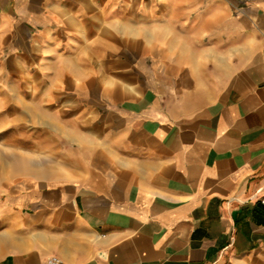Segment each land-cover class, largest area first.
<instances>
[{"label":"crops","instance_id":"obj_1","mask_svg":"<svg viewBox=\"0 0 264 264\" xmlns=\"http://www.w3.org/2000/svg\"><path fill=\"white\" fill-rule=\"evenodd\" d=\"M0 101L68 170L0 195V264H264V0H0Z\"/></svg>","mask_w":264,"mask_h":264},{"label":"rangeland","instance_id":"obj_2","mask_svg":"<svg viewBox=\"0 0 264 264\" xmlns=\"http://www.w3.org/2000/svg\"><path fill=\"white\" fill-rule=\"evenodd\" d=\"M30 108V104L17 101H0V195L10 186L21 184L26 177L43 178L48 175H59L68 172L64 162L67 146L64 144H31L33 133L23 130V124L29 120L15 116H5V109L15 112L17 109ZM3 113V114H2ZM41 125L42 122H33ZM22 124V125H21ZM45 171L46 175H39L36 171Z\"/></svg>","mask_w":264,"mask_h":264},{"label":"built area","instance_id":"obj_3","mask_svg":"<svg viewBox=\"0 0 264 264\" xmlns=\"http://www.w3.org/2000/svg\"><path fill=\"white\" fill-rule=\"evenodd\" d=\"M258 201L261 204H264V193H262L260 196H258ZM36 264H67L63 259L57 256H49L45 260L36 263Z\"/></svg>","mask_w":264,"mask_h":264}]
</instances>
